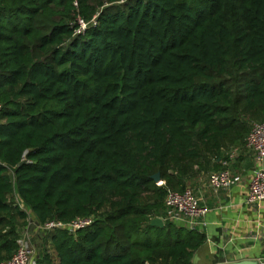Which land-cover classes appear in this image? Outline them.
<instances>
[{
	"label": "trees",
	"instance_id": "obj_1",
	"mask_svg": "<svg viewBox=\"0 0 264 264\" xmlns=\"http://www.w3.org/2000/svg\"><path fill=\"white\" fill-rule=\"evenodd\" d=\"M0 104V261L15 194L93 218L39 232L37 264H189L203 234L149 221L264 121V0H0Z\"/></svg>",
	"mask_w": 264,
	"mask_h": 264
},
{
	"label": "crops",
	"instance_id": "obj_2",
	"mask_svg": "<svg viewBox=\"0 0 264 264\" xmlns=\"http://www.w3.org/2000/svg\"><path fill=\"white\" fill-rule=\"evenodd\" d=\"M229 151L234 154L230 169L241 178L231 187L212 193L208 175L216 171L217 164L220 167L219 160ZM256 164L254 155L243 147V143L237 142L220 147V158L211 157L205 169L188 180L186 187L192 188L207 208L206 224L202 229L204 241L194 250L189 264L264 261V200L252 204L245 202L248 182ZM156 183L163 185L164 181L160 178ZM38 233L33 236L36 244Z\"/></svg>",
	"mask_w": 264,
	"mask_h": 264
},
{
	"label": "built area",
	"instance_id": "obj_3",
	"mask_svg": "<svg viewBox=\"0 0 264 264\" xmlns=\"http://www.w3.org/2000/svg\"><path fill=\"white\" fill-rule=\"evenodd\" d=\"M77 21L79 26L75 33L78 34L84 30L87 23L79 18ZM92 21L94 22V18ZM243 147L254 155L256 163L259 164L253 168L248 182L245 202L252 204L264 200V121L251 122ZM228 155V158L219 160L221 169L212 171L208 175V186L212 193L216 194L231 187L241 178L238 173H233L230 169V162L234 158V154L230 152ZM200 200L201 198L190 187H186L182 192L168 189L164 198L165 215L162 220H169L187 229L202 233L206 224L204 218L207 208L201 204ZM17 205L26 213V223L19 230L15 252L7 260L0 261V264H37V248L33 241L35 233L63 228L73 232L90 225L93 221L92 217H75L69 223L56 219L41 223L36 221L19 202ZM260 263L264 264V261Z\"/></svg>",
	"mask_w": 264,
	"mask_h": 264
},
{
	"label": "water",
	"instance_id": "obj_4",
	"mask_svg": "<svg viewBox=\"0 0 264 264\" xmlns=\"http://www.w3.org/2000/svg\"><path fill=\"white\" fill-rule=\"evenodd\" d=\"M151 178L158 182L160 180L159 173H155L151 176ZM149 224L156 227H162L163 226V220L161 217H154L149 221ZM221 264H261L259 261L256 260H240L235 262H229V263H221Z\"/></svg>",
	"mask_w": 264,
	"mask_h": 264
},
{
	"label": "rangeland",
	"instance_id": "obj_5",
	"mask_svg": "<svg viewBox=\"0 0 264 264\" xmlns=\"http://www.w3.org/2000/svg\"><path fill=\"white\" fill-rule=\"evenodd\" d=\"M229 146V145H228ZM228 146H225V147H228ZM231 151V150H230ZM230 151L228 152V154L230 153ZM226 155L225 156V158H228V156L229 155ZM8 198H9V200L12 202V203H14L15 205H17V203H18V199H17V197H16V195L15 194H13V195H9L8 196ZM21 205V204H20ZM22 206V205H21ZM23 207V206H22ZM25 223H26V219H25ZM22 224V223H21ZM25 225V224H24ZM23 225V226H24ZM21 226V225H20ZM34 241V240H33ZM34 245L36 246V242H34Z\"/></svg>",
	"mask_w": 264,
	"mask_h": 264
}]
</instances>
